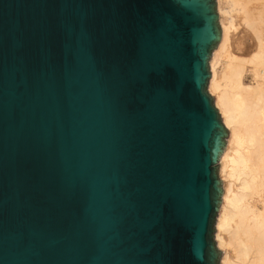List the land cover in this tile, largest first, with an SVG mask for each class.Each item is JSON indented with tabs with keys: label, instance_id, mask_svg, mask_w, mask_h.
<instances>
[{
	"label": "water",
	"instance_id": "obj_1",
	"mask_svg": "<svg viewBox=\"0 0 264 264\" xmlns=\"http://www.w3.org/2000/svg\"><path fill=\"white\" fill-rule=\"evenodd\" d=\"M216 0H0V264H220Z\"/></svg>",
	"mask_w": 264,
	"mask_h": 264
},
{
	"label": "bare ground",
	"instance_id": "obj_2",
	"mask_svg": "<svg viewBox=\"0 0 264 264\" xmlns=\"http://www.w3.org/2000/svg\"><path fill=\"white\" fill-rule=\"evenodd\" d=\"M256 1L262 6H253ZM216 4L222 33L209 60L208 87L229 131L219 158L223 193L216 242L225 249L222 264H264V0H216ZM237 16L245 25L244 34L255 41L246 56L234 49L241 42L233 34ZM222 62L219 74L216 66ZM248 66L252 83L244 81Z\"/></svg>",
	"mask_w": 264,
	"mask_h": 264
},
{
	"label": "rangeland",
	"instance_id": "obj_3",
	"mask_svg": "<svg viewBox=\"0 0 264 264\" xmlns=\"http://www.w3.org/2000/svg\"><path fill=\"white\" fill-rule=\"evenodd\" d=\"M257 2H258V4H257ZM260 1H256L254 4H253V6L256 4V7H257V5H259V7H261L262 5H260ZM216 7H217V4H216ZM256 8L257 10H260V8ZM217 12H218V8H217ZM218 15H219V12H218ZM237 20V21H236ZM236 20H235V22L237 23L236 25V27H235V30H233V34H235V36L237 37V38H240V40H241V42H240V45H235L234 46V49H235V52H236V54H238L239 56H246V55H249V52L251 53L253 50H254V44H255V41L254 42H252L253 41V38H252V36H249L247 33L246 34H244L245 33V30H244V28H245V25H243L240 21V16H237L236 17ZM219 24H220V27H221V23H220V18H219ZM244 31V32H243ZM244 35V37H245V39H244V37L243 38H241L242 36ZM247 35V36H246ZM246 38H248V42L246 41ZM251 38V39H250ZM243 42H245L246 44H247V46H246V44H244ZM249 44V45H248ZM251 44H252V46H251ZM243 45H244V47H243ZM248 47V48H247ZM249 47H251V48H249ZM254 47V48H253ZM248 49V51L246 50V49ZM249 49H251V50H249ZM247 53V54H246ZM209 66H210V64H209ZM250 68L251 67H247V70H246V73H245V75H244V81L246 82V83H252L253 82V76H252V74H251V72H250ZM216 69H217V71H218V73L219 74H221L222 73V69H223V62L222 63H219V64H217V66H216ZM210 71H211V67H210ZM208 91H209V87H208ZM209 94L211 95V96H213L214 97V105H215V107L217 108V110L219 111V113H220V109L218 108V106L216 105V103H215V94L214 93H212V92H210L209 91ZM220 116H221V120H222V122H223V119H222V115H221V113H220ZM218 176H219V178L222 180V186H223V179H222V177H221V174H220V164H219V162H218ZM215 234H216V230H215ZM226 237H227V235H225ZM215 242H216V236H215ZM216 246H217V242H216ZM218 247V246H217ZM218 249L221 251V257L223 256V254L225 253V249H223V248H219L218 247ZM229 250H232L231 248L229 249ZM230 257L231 258H235V254H234V252L232 251H230ZM221 257H220V264H222L221 263Z\"/></svg>",
	"mask_w": 264,
	"mask_h": 264
}]
</instances>
